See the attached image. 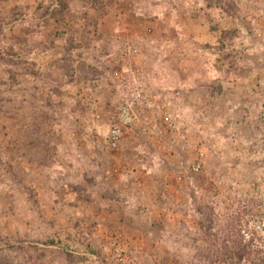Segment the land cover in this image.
<instances>
[{
    "label": "rangeland",
    "instance_id": "obj_1",
    "mask_svg": "<svg viewBox=\"0 0 264 264\" xmlns=\"http://www.w3.org/2000/svg\"><path fill=\"white\" fill-rule=\"evenodd\" d=\"M250 246L264 0H0V264H229Z\"/></svg>",
    "mask_w": 264,
    "mask_h": 264
},
{
    "label": "built area",
    "instance_id": "obj_2",
    "mask_svg": "<svg viewBox=\"0 0 264 264\" xmlns=\"http://www.w3.org/2000/svg\"><path fill=\"white\" fill-rule=\"evenodd\" d=\"M92 89V88H90ZM136 98H139V100L142 98V94L141 92H138L136 94ZM133 103V102H132ZM158 107H161L163 109V111H165L167 113V115L165 116V118L167 119V122L170 126H174L175 122L172 120L171 115L168 113V110H166L164 107V105L158 104ZM123 121L126 124H132V121L134 120V116H132L133 113V106L130 103H126L125 105H123ZM124 131L122 130V128L118 125H114L109 133L107 134V138H108V142L111 146L113 147H117L120 144L121 138L123 136ZM202 167V163L199 162L196 166L195 169L199 170Z\"/></svg>",
    "mask_w": 264,
    "mask_h": 264
},
{
    "label": "trees",
    "instance_id": "obj_3",
    "mask_svg": "<svg viewBox=\"0 0 264 264\" xmlns=\"http://www.w3.org/2000/svg\"><path fill=\"white\" fill-rule=\"evenodd\" d=\"M229 264H264V249L259 246H250L244 251L234 252Z\"/></svg>",
    "mask_w": 264,
    "mask_h": 264
}]
</instances>
